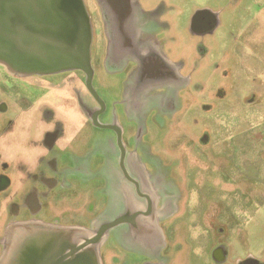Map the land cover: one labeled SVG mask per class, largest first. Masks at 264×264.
<instances>
[{
  "label": "flooded vegetation",
  "instance_id": "af4514ba",
  "mask_svg": "<svg viewBox=\"0 0 264 264\" xmlns=\"http://www.w3.org/2000/svg\"><path fill=\"white\" fill-rule=\"evenodd\" d=\"M118 2L122 12L100 9L101 46L94 35L92 86L97 96L81 70L38 75L42 81L31 82L30 88L0 84V259L7 232L18 223L85 226L97 233L120 218L121 223L104 232L101 264H194L192 250L200 238L208 241L207 254L202 251L211 264L226 263L231 256V264H264L250 250L239 253L238 240L243 242L245 231L232 235L218 218L219 206L210 208L203 195L189 189L190 178L170 175L163 182L161 177L154 190L139 170V158L146 151L149 156V146L143 145L140 154L131 145L132 124L141 130L139 114L165 113L181 103L177 88L188 77L165 53V33L171 27L165 11L142 0ZM218 23L217 14L198 9L191 31L206 35ZM60 77L68 82L51 86ZM32 86L41 93L30 92ZM199 225L210 235L197 234L193 229ZM57 256L42 264H65L63 255Z\"/></svg>",
  "mask_w": 264,
  "mask_h": 264
},
{
  "label": "rangeland",
  "instance_id": "374dc122",
  "mask_svg": "<svg viewBox=\"0 0 264 264\" xmlns=\"http://www.w3.org/2000/svg\"><path fill=\"white\" fill-rule=\"evenodd\" d=\"M85 1L96 43L101 46V6L96 0ZM142 2L165 11L163 18L171 26L165 33V53L188 78L177 88L175 97L181 103L175 101L174 108L165 113L151 110L148 115L146 111L139 114L141 130L132 124V133L136 132L131 145L140 154L143 145L146 149L149 146V156L146 151L145 157L139 158V170L153 182L154 190L161 177L163 182L170 175L190 178L186 180L190 181L189 189L203 195L210 208L219 206L218 218L232 235L240 228L245 231L243 242L238 240L239 253L250 250L264 260V0ZM198 9L217 14L215 31L206 35L191 31V19ZM64 77L71 79L70 75ZM61 79H52L51 86L63 87L68 81ZM39 81L38 75L13 79L0 65L2 86L16 83L27 88ZM28 90L41 93L35 86ZM66 108L74 114L72 105ZM4 145L8 151V143ZM112 211L117 212L115 206ZM201 226L193 230L210 235ZM198 242L192 250L194 264H211L209 256L203 254L209 250L208 241L200 238ZM233 259L231 256L223 264H231Z\"/></svg>",
  "mask_w": 264,
  "mask_h": 264
},
{
  "label": "water",
  "instance_id": "95a60500",
  "mask_svg": "<svg viewBox=\"0 0 264 264\" xmlns=\"http://www.w3.org/2000/svg\"><path fill=\"white\" fill-rule=\"evenodd\" d=\"M99 4L103 12L108 7L112 13L123 10L118 0H99ZM93 40L92 16L85 0H0V65L13 75L81 70L97 96L92 86ZM120 220L105 224L97 233L85 226L18 223L6 234L0 264H26L29 259L32 264L48 263L56 261L58 253L65 264H101L99 246L104 232Z\"/></svg>",
  "mask_w": 264,
  "mask_h": 264
}]
</instances>
